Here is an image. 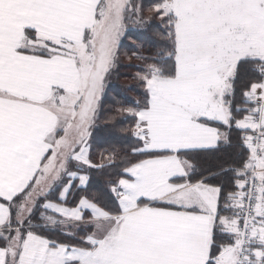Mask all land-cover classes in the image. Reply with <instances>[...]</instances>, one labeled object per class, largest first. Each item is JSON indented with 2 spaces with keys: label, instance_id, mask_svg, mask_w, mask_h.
Segmentation results:
<instances>
[{
  "label": "snow or ice",
  "instance_id": "6c2138e0",
  "mask_svg": "<svg viewBox=\"0 0 264 264\" xmlns=\"http://www.w3.org/2000/svg\"><path fill=\"white\" fill-rule=\"evenodd\" d=\"M0 264H264V0H0Z\"/></svg>",
  "mask_w": 264,
  "mask_h": 264
},
{
  "label": "trees",
  "instance_id": "16d2710c",
  "mask_svg": "<svg viewBox=\"0 0 264 264\" xmlns=\"http://www.w3.org/2000/svg\"><path fill=\"white\" fill-rule=\"evenodd\" d=\"M147 2V0H145ZM132 33V39L137 43H144L146 51L144 55H154L156 48L148 44V39L153 42L158 38L152 34V31L148 33H142L138 29H130ZM133 50L132 40L125 39L121 48V59L118 68L113 72L108 84V91L103 98V108L100 113V118L97 121V126L93 130V152H96L97 146L104 147L110 143H123L122 134L119 132V128L125 125H117L112 127L108 122L107 117L112 115V109L118 105V103H126L128 100L135 101L138 99L137 92L142 91L138 89L135 82L131 80V76L135 69L129 66V61L125 58L124 53L131 54ZM137 61H131V64H136ZM129 86L134 90H129ZM94 159L99 162L98 156H94ZM198 163L201 168L216 170L220 163L218 155L204 154L202 155ZM99 174H94V180L98 178Z\"/></svg>",
  "mask_w": 264,
  "mask_h": 264
}]
</instances>
